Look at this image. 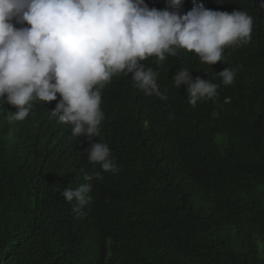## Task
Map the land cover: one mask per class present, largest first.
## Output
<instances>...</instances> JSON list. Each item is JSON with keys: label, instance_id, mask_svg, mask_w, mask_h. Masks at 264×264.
Masks as SVG:
<instances>
[{"label": "trees", "instance_id": "trees-1", "mask_svg": "<svg viewBox=\"0 0 264 264\" xmlns=\"http://www.w3.org/2000/svg\"><path fill=\"white\" fill-rule=\"evenodd\" d=\"M145 3L180 14L197 4L245 10L251 42L226 47L214 65L183 49L142 61L167 100L145 95L131 74L113 76L92 141L74 137L51 102H33L17 121L0 99V264H264V0ZM182 67L217 84V95L191 106L172 79ZM224 68L235 71L231 85L217 75ZM96 140L109 145L116 174L89 164ZM95 171L103 179L90 182L77 217L61 193Z\"/></svg>", "mask_w": 264, "mask_h": 264}, {"label": "clouds", "instance_id": "clouds-1", "mask_svg": "<svg viewBox=\"0 0 264 264\" xmlns=\"http://www.w3.org/2000/svg\"><path fill=\"white\" fill-rule=\"evenodd\" d=\"M179 6L182 0H169ZM195 4V0H194ZM30 27L16 28L12 23ZM253 17L245 10L214 11L203 4L186 14L149 8L145 0H0V99L17 110L12 120H24L33 102H51L48 109L62 123L72 125L74 137L89 141L100 135L104 120L103 89L113 76L131 74L135 87L145 95L167 100L157 83L158 72L142 61L178 49L194 52L207 65L221 62L229 46L251 42ZM217 75L224 85L234 82L235 71L224 68ZM174 86H186L188 103L213 99L218 85L196 77L182 67L173 77ZM58 94V95H57ZM174 119V113H169ZM87 160L93 167L116 174L119 169L109 145L90 143ZM83 183L68 187L61 195L72 211L82 217L88 204L92 180L100 171L85 173Z\"/></svg>", "mask_w": 264, "mask_h": 264}, {"label": "rangeland", "instance_id": "rangeland-1", "mask_svg": "<svg viewBox=\"0 0 264 264\" xmlns=\"http://www.w3.org/2000/svg\"><path fill=\"white\" fill-rule=\"evenodd\" d=\"M258 248H259V250H261V248H262L261 242H259V241H258Z\"/></svg>", "mask_w": 264, "mask_h": 264}]
</instances>
